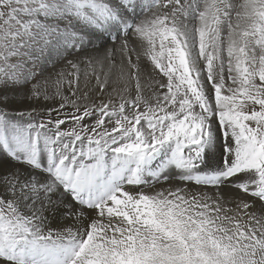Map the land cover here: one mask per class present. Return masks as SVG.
I'll return each mask as SVG.
<instances>
[{"label":"snow or ice","instance_id":"snow-or-ice-1","mask_svg":"<svg viewBox=\"0 0 264 264\" xmlns=\"http://www.w3.org/2000/svg\"><path fill=\"white\" fill-rule=\"evenodd\" d=\"M0 264H264V0H0Z\"/></svg>","mask_w":264,"mask_h":264},{"label":"rangeland","instance_id":"rangeland-1","mask_svg":"<svg viewBox=\"0 0 264 264\" xmlns=\"http://www.w3.org/2000/svg\"><path fill=\"white\" fill-rule=\"evenodd\" d=\"M48 71H52V69H51V68H49V69H48ZM25 104H27V102H25Z\"/></svg>","mask_w":264,"mask_h":264},{"label":"bare ground","instance_id":"bare-ground-1","mask_svg":"<svg viewBox=\"0 0 264 264\" xmlns=\"http://www.w3.org/2000/svg\"><path fill=\"white\" fill-rule=\"evenodd\" d=\"M57 68H59V65H57ZM25 102H27V101H25Z\"/></svg>","mask_w":264,"mask_h":264}]
</instances>
